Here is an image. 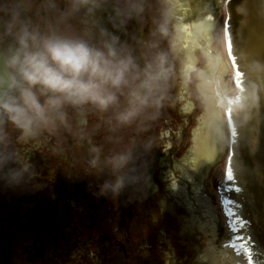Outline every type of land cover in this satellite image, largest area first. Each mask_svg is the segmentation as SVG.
Instances as JSON below:
<instances>
[{"label":"flooded vegetation","instance_id":"af4514ba","mask_svg":"<svg viewBox=\"0 0 264 264\" xmlns=\"http://www.w3.org/2000/svg\"><path fill=\"white\" fill-rule=\"evenodd\" d=\"M129 1L86 0L74 14H68L69 0H0V7L18 11L42 31L99 46L97 6H116L126 26ZM134 1L157 20L138 21L145 39L155 31L162 43L157 7ZM158 1L171 30L177 12L183 21L188 13L202 17L200 31L209 37L220 28L218 0H175L171 16ZM153 44L155 56L147 40L140 55L122 49L135 70L127 85L113 90L116 98L106 109L65 103L51 130L27 139L4 127L9 160L0 169V264H210L201 252L195 257L205 233L195 235L193 219L201 226L211 221L203 213L222 185L225 153L207 159L206 151H193L195 136L202 137L203 102L189 87V74L182 81L177 61ZM132 108L135 115L122 120ZM120 154L128 161L114 168L111 158ZM8 169L19 170L16 180L9 182ZM214 223L218 247L224 237L217 218Z\"/></svg>","mask_w":264,"mask_h":264},{"label":"clouds","instance_id":"9594fccd","mask_svg":"<svg viewBox=\"0 0 264 264\" xmlns=\"http://www.w3.org/2000/svg\"><path fill=\"white\" fill-rule=\"evenodd\" d=\"M85 3L69 0L68 14ZM134 70L133 57L111 43L97 46L56 30L42 31L18 11L0 7V169L9 160L6 125L27 139L51 130L62 119L65 103L106 109L116 98L113 90L127 85ZM135 113L132 108L120 118L128 120ZM127 161V154L111 158L114 168ZM19 175V170L8 169L9 182Z\"/></svg>","mask_w":264,"mask_h":264},{"label":"water","instance_id":"95a60500","mask_svg":"<svg viewBox=\"0 0 264 264\" xmlns=\"http://www.w3.org/2000/svg\"><path fill=\"white\" fill-rule=\"evenodd\" d=\"M184 2H186V0H184ZM259 2L261 3V5L259 6H256V8H258L261 12V14L259 13V11L255 8L254 4L250 1H246V2H243V5L245 3V11H246V14L248 16V19L250 20L251 23H253L254 19L256 20H259L261 22L264 23V0H259ZM240 3V1H239ZM173 5H170V8H172ZM168 8V10L170 9ZM198 19L196 18H192L190 16V14L188 13V16L185 18V24L187 25H190V26H193L195 29L199 26L198 23H196ZM175 28H177V23H175ZM237 24H238V21H237ZM257 27L262 31L264 32V24L263 25H259L258 22H257ZM179 30L175 29L174 30V35L172 37V47H173V51H174V55L177 59V61H180V65L182 66V63L184 61L186 62H189V61H193L192 58H194V55L197 56V54L194 53V49L197 48L198 46L197 45H194V42H192L191 44L189 43H186V45L184 44L183 46V43L182 42H179L178 38H177V33H178ZM116 35L118 34L119 36V39H122L123 36H124V32L122 29L120 30H116ZM195 35L198 37V29H196L195 31ZM215 35V34H214ZM220 38H221V35L218 33L217 34V42L220 43ZM216 41V40H215ZM246 47H247V44L245 43L244 44ZM189 47H191L192 51L190 52L189 50ZM249 51V50H248ZM246 49L244 50V55L242 56V60L243 61H248V59L251 57V51L248 52ZM190 52V54H189ZM202 52H204V50H202ZM205 53V52H204ZM247 53H248V58H247ZM207 54V58H209V60L206 58V61H207V64H208V69H210V67H212V62L211 61L213 58H215V55H212L210 54V51H206ZM198 60V59H197ZM188 65L189 64H192V63H187ZM188 65H185L183 66L185 69L188 67ZM204 65H206V63H204ZM223 67V63H221V65L219 66L218 69H216V67L214 68V72L211 73L213 70L211 69V72H210V75L207 76V79L205 81V84L201 83V77H198V73L197 74V77H196V85H200L199 88H200V95L202 97V100H203V105L206 106L207 110H205L204 112V115L202 116V121L204 122V125H205V128L209 131V132H212L214 131L215 134L219 137V133H218V123H217V112H216V109L214 108V102H212V98H211V95L213 94L214 92V89L217 88V82L219 83L218 86H220V84H222V80H221V75L220 73L222 72L221 71V68ZM207 71H204L202 73V75H205ZM183 79V77H182ZM212 79V80H211ZM210 82V83H209ZM248 90H253V86L248 84ZM180 88H181V85H180ZM221 88V87H220ZM258 89H259V86H258ZM216 90V89H215ZM250 92L248 93H241L240 91V88H239V93H237L236 95H234V99H236L237 102H239V104L243 105L244 103V97L249 95ZM197 95H198V98L200 99V95L199 93L197 92ZM201 100V99H200ZM211 107V108H210ZM242 107V106H241ZM238 108V104L236 103L235 106H234V109L237 110ZM236 120H239V116L240 114L238 112H236ZM228 116L227 115V120H228ZM232 117H234L233 113H232ZM217 124V125H216ZM207 138H208V135H207ZM215 141H216V138L215 139H212L210 138V141L208 139H205L203 137H201V134L200 135H196L195 138H194V147H193V151L196 152L198 150L199 154L200 153H204L206 150V155H209V154H214L215 153ZM199 142V146L202 145V147L204 146V148H199L198 146V143ZM220 142V141H219ZM208 146H210V148L208 149ZM190 167H193V163H188L187 165V168H190ZM252 175H253V172H252ZM231 189H233L231 186L229 189H223V192H222V195L225 194L226 196V193L227 192H230ZM243 197L245 198H249L248 202L252 205H254V200L256 202H259L260 200H258L256 197H257V193H253L251 191H246L245 188H244V194H242ZM205 198L204 196H199V200L200 201H204L205 202ZM260 203H264V201H261ZM209 204H212L211 206V209L212 208H215L213 206V203L212 202H209ZM262 205V204H261ZM264 206V205H262ZM255 207V206H254ZM251 211V210H250ZM252 212V211H251ZM264 212H259V214H263ZM188 217L187 218H191L192 219V214L191 212H188ZM256 212L253 213V214H250L249 218H250V222L253 223V224H256L258 223V218L256 217ZM205 215L207 214H204L203 213V217H205ZM211 217V221H212V215L210 216ZM253 217V220H251V218ZM194 229H195V226L197 225L198 227H202V230H204V233H206V231L208 229L212 230L213 231V226L214 224H212L211 222H207L205 223L206 221L202 222V223H205L203 226H201V223L199 222L198 218H194ZM219 224V223H218ZM219 228L220 230L222 231V229H224V234L228 231V227H223L221 225H219ZM212 231H207V234H208V237L205 241V244H200V246H198L199 248L201 246L203 247H206V250L210 251V264H238L237 261H235L233 258H231V255L232 253L230 252L229 254V251H230V246H231V243H223V246L222 248H220L221 250L220 251H215L213 249V246H212V241H211V237H212V234L213 232ZM223 232V231H222ZM255 241L253 242V246H254V251L255 252H259V258H258V261H259V264H264V235H261L259 234V236H255ZM220 244H222L220 242ZM237 245H235L233 243V247L236 248L238 247V250L240 252V249L242 250V256H243V260H241L242 264H246L245 261H249V259L251 260V264H253V260L251 259V250L244 244V242H237L236 243ZM211 245V248H209V246ZM233 251H235V249H233ZM250 255V256H249ZM195 257L197 258V255H195ZM221 257H223V259L221 260ZM246 259V260H245Z\"/></svg>","mask_w":264,"mask_h":264},{"label":"rangeland","instance_id":"374dc122","mask_svg":"<svg viewBox=\"0 0 264 264\" xmlns=\"http://www.w3.org/2000/svg\"><path fill=\"white\" fill-rule=\"evenodd\" d=\"M129 3H133L134 4V6L136 7V11H138V9L140 8V3L139 2H135L134 0H130L129 1ZM134 8V7H133ZM138 13H140V10L138 11ZM149 15L150 14H147L145 17L144 16H142V17H140L139 18V20H140V22L141 23H143V24H145V22H146V20L149 18V20L153 23V24H156L157 23V20L155 19V18H153V17H149ZM200 52H199V51ZM194 53L195 54H197V57H198V60L197 61H200V62H202V61H206V56L205 57H202V55H200V53H202V50L199 48V47H197V48H195L194 49ZM203 58H205V59H203ZM200 63H198L197 65H199ZM202 65V64H201ZM196 73V72H195ZM195 84V81H194V79H193V82H191V86L192 85H194ZM192 88H195V85L194 86H192Z\"/></svg>","mask_w":264,"mask_h":264},{"label":"snow or ice","instance_id":"6c2138e0","mask_svg":"<svg viewBox=\"0 0 264 264\" xmlns=\"http://www.w3.org/2000/svg\"><path fill=\"white\" fill-rule=\"evenodd\" d=\"M226 47H227V50H228L229 58L232 60L233 67H234V69H235V78H236V82H237L238 84H242V83H243V82H242V75H243V74L241 73V71H240L239 67L237 66L236 61H235V59H234V57H233V55H232L231 41L228 40L227 37H226ZM228 115H229V117H231V112H229ZM227 174H228L229 179H232V172H231V169H229V171H228Z\"/></svg>","mask_w":264,"mask_h":264}]
</instances>
